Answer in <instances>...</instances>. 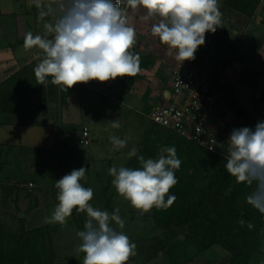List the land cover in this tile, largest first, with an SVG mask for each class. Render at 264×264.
Segmentation results:
<instances>
[{
	"label": "rangeland",
	"instance_id": "374dc122",
	"mask_svg": "<svg viewBox=\"0 0 264 264\" xmlns=\"http://www.w3.org/2000/svg\"><path fill=\"white\" fill-rule=\"evenodd\" d=\"M9 1L0 0V19L7 33L6 38H0V47L5 45L13 47L17 44L16 23L13 16L7 15L6 9L3 8L5 4L9 5ZM219 7L222 12V26L218 27L215 33L205 34V44L199 46L195 53V59L187 60L188 67L184 68L196 69L206 78L209 77L214 87L215 84H221L231 91L233 99L237 100L239 104V109L244 111L241 116L239 110L230 108L228 103H226L227 106H219V113L222 110L224 113L223 118H220L224 131L221 140L217 139L216 147L218 145V153L227 155L228 138L234 128L245 126L254 128L259 120H264V75L261 73L258 76L256 87L246 83L242 77V72L245 70L249 77H253L254 73L259 72L262 67L264 71V0H219ZM28 9L33 10V7ZM134 12L145 16L146 9L138 6L134 8ZM153 23H155L153 17L146 21L142 18L137 19L138 29L135 28V30L137 29L136 34L139 37H144L142 40L146 44L143 47H146L145 51H154L156 54L154 57L156 65L153 66V72L157 71V74L163 76L172 69L175 51L172 50L170 54L167 46L162 45L159 39L151 34ZM11 38L13 39L10 42H6ZM34 47L37 46L28 48L29 52ZM228 59L231 61L223 67L224 69L220 68L214 74L215 65L218 63L221 65ZM175 65L178 66L179 62L176 61ZM16 80L18 79L14 76L7 83ZM151 86L155 92L160 89L154 82L151 83ZM105 88L107 89V86ZM142 90H133L132 93L135 96L130 94L133 98H123L122 104L116 103L114 100L116 108L112 104H106L102 110H97L96 121L102 130L101 132L96 130L95 141L87 147V150L100 154L94 157L92 163L83 161L79 156L86 148V145L78 140L79 135L65 136V133H68L66 132L67 125H62V114L59 113V110L62 111L65 108L63 103L59 105L48 102L47 114L46 112L33 113L32 108L25 112L20 108L22 112H14L11 111L12 107L8 103L6 112L0 111V118L9 117L15 120L23 115L24 119L32 120L31 123L34 121L35 123L50 122L52 119L55 123L54 127L48 130V134L46 129L43 133L38 127L25 129V126L6 128L2 131V133H9L10 136L6 138L15 142L12 146L8 144V148L0 152V237L6 240L3 247L7 249L8 254H12L11 252L15 248V238L22 234L19 218H23L27 229L38 228L40 225L48 226L42 233L44 235L43 245L39 246L37 251L29 250L33 257L41 258V264H84L85 253L79 250L81 240L77 236V232L84 230V224L88 218L86 212L72 213L66 218L65 224L46 223L45 218L49 217L54 210L55 198L59 191L55 187L56 180L73 169L85 167V178L80 182L84 187H92L94 190L93 198L89 203L94 208L107 210L109 213L118 208L119 215L125 221V226L120 229L113 222V227L118 231L125 232L136 245L135 255L130 256L125 264H231L230 253L217 244H210L204 236L205 228L201 220L190 216L188 214L190 212L187 210L174 212L173 216L166 220V224L160 226L158 219L153 216L155 206H153L151 214H141L142 210L135 209L113 187V177L108 174V169L113 166L128 167L130 162L128 152L136 147V140L139 143L142 142L149 125L145 120L147 118L135 111L136 108L142 107L139 99L143 94ZM28 91L30 95L32 93V96L37 94V98L41 97L39 88L33 87ZM89 93L97 95L92 90ZM218 93L222 95L221 91ZM11 98H19V102L23 101L17 93H14ZM40 104L43 106L44 102L41 101ZM88 106L90 107V105ZM40 110L44 112V108ZM91 111H94L93 107H91ZM113 120L118 121L120 127H113ZM80 125L81 122L77 121L73 127H80ZM216 127L217 125H215ZM111 129L120 139H122L120 136H125L123 131L129 133V137L126 139V148L118 156L112 155L113 151L109 147L111 137H113L108 135V131ZM166 133L169 131L164 132L165 135H167ZM165 135L158 140L159 143L163 139V144H170L172 137ZM155 137H158V134ZM174 142H176V137H174ZM225 144L228 145L226 152ZM164 147L166 145L159 146V150ZM177 156L182 163L191 164L189 153L188 155L177 153ZM211 169L215 170L216 174L220 171L213 167ZM226 173L228 174L227 171ZM182 179L185 180V178ZM41 181H44L45 185ZM106 183L109 190H105ZM177 185L178 183L169 190V194L176 196L174 204L183 195L180 194V189L184 190L183 186H179L176 195ZM253 185L244 182L243 187L245 188H242L241 192L238 184L234 203H239L238 206L241 209L247 203V195L254 190L250 188ZM167 195H165V200H167ZM250 207L253 208V214H257L263 219L264 224V214H261L252 205ZM246 209L248 214V207ZM75 210L73 209V211ZM164 213L166 214V212ZM8 240L12 242H8Z\"/></svg>",
	"mask_w": 264,
	"mask_h": 264
},
{
	"label": "clouds",
	"instance_id": "9594fccd",
	"mask_svg": "<svg viewBox=\"0 0 264 264\" xmlns=\"http://www.w3.org/2000/svg\"><path fill=\"white\" fill-rule=\"evenodd\" d=\"M114 2L115 0H57L56 7L52 10L53 12L57 8L58 3L56 15L54 18L51 16L54 22L45 25L47 32L43 35L34 36L31 32L25 35V48L38 46L44 52V58L33 69L41 84L50 76L53 84L67 90L76 83L91 80L104 82L118 76H135L140 72L139 55L129 51L136 40V30L126 19L129 6H142L146 9L144 19L159 17L158 22L151 26V34L162 45L167 46L170 54L172 50L175 51L174 59L180 64L186 60H194L199 46L205 44V34L215 33L222 26L219 0H124L123 8L117 6L119 0ZM45 14L41 12V16ZM176 71L192 72L194 80L199 83L196 91L200 92V86H205L217 96L220 107L227 106L209 77L208 80L196 69L175 68L171 86ZM165 99L164 95L153 106L164 103ZM223 114V110L219 113L218 108V113L210 118L212 124L219 129L218 140H221L223 132L219 128L222 127L220 118ZM113 127H120L119 122L113 120ZM196 131L199 133L200 128L197 127ZM228 141L225 170L238 183L252 185L255 182L256 186L246 200L264 214V120H259L254 128H234ZM111 143L114 150H119L126 146L127 140L113 136ZM208 150L212 151L211 146ZM138 151L133 147L128 156L136 157L140 167L113 166L108 169V174L113 177L112 185L135 209L142 212H148L153 206L166 209L176 199L174 194H169V190L178 183L175 171L182 163L176 148L166 146L160 150L159 156L147 159L138 155ZM214 151H218V145ZM85 174L86 168L80 167L56 180L59 203L51 215L45 218V222L65 224L73 209L86 212L88 218L84 230L77 232L81 240L79 250L85 253L84 264H125L130 256L135 255L136 245L125 232L113 227V222L120 229L125 226L118 208L109 213L107 210L94 208L89 203L94 190L81 184ZM239 223L243 225L244 220L241 219ZM248 227L252 228L253 225L249 223Z\"/></svg>",
	"mask_w": 264,
	"mask_h": 264
},
{
	"label": "crops",
	"instance_id": "0c3cea01",
	"mask_svg": "<svg viewBox=\"0 0 264 264\" xmlns=\"http://www.w3.org/2000/svg\"><path fill=\"white\" fill-rule=\"evenodd\" d=\"M56 2L57 0H20V1L10 0L9 5L5 4V6H3V8L6 9V14L12 15L16 23L17 44H15V46L13 47L11 45H5L4 47H0V106L2 104H6L7 102L12 107L11 111L22 112L20 111V108H22L23 112H25V111H30L29 109L32 108L33 113L37 114V113L46 112L48 102L58 103L59 105L63 103L65 108L62 111L59 110V113L62 114V125H67L66 132L68 133H65V136L79 135L78 140H80L83 136V129L87 127L90 130L91 142L90 144L86 145V148L82 150V152L80 153L81 155L79 156L83 161L92 163L94 161V157L100 154L87 150V147L91 145V143H94L95 141L96 130H100V132L102 130L100 128L99 123L96 121L97 119L96 117L98 116L97 110H102L106 104H112L113 107L116 108L115 102L122 104L123 98L126 99L127 97L133 98L130 96V94L134 95V93H132L133 90L143 89L142 90L143 94L141 98H139L141 100L140 103L142 104V107L138 109L136 108L135 111L138 114H141L142 116L146 117L147 119L145 120H147L149 124L152 123L154 127L160 128L159 125L154 124L153 121H150L151 120L150 113L149 115H145L144 111L148 105L151 107L156 101L162 100V97H164V95L168 93V86L171 81L173 70L175 68L185 67V63L187 62V60L184 61L182 64H180L179 62L178 66L175 65L176 64V60H175L172 63V69L170 70V72L168 74H163V76H161L159 73L157 74V71L153 72V66L156 65L155 62L156 60L154 58L155 65L153 64V65H149L148 67L146 66L142 68L140 67L141 68L140 72H138L135 76H133L135 77V79H133L134 81L130 86L127 85V82L122 80L123 79L127 80V77H132V76H118L115 79H110L104 82L98 80H91L85 83L76 84L77 86L73 85L72 86L73 88L71 87L72 89L68 88L67 90H63L60 85L53 84L51 82L52 78L50 76L47 77L41 84V82L38 81L37 78L35 77L33 69L44 58V52L38 46L32 48L31 52H29L28 48H25L24 46L25 43L24 38L25 35L29 32H31L34 36L43 35L47 32L45 25L54 22V20L51 18V12L56 7ZM31 6L33 7V10L28 9ZM41 12H44L46 14L41 16ZM140 18L144 19V16L134 12V8L129 6V12L128 14H126L127 23L130 26L138 29L137 19ZM158 20L159 17H153V21L155 23L158 22ZM0 26H1L0 38L2 37L6 38L7 33L4 26L2 25L1 19H0ZM12 39L13 38L7 40L6 42H10ZM142 39H144V37H139L138 34H136L135 43L133 44L132 48L129 49V51H131L133 54L139 55L140 65L142 61L141 56L143 55H152L153 57L156 56L154 51L151 52L145 51L146 47L145 48L143 47L146 46V44L143 43ZM186 66L188 67L187 63ZM14 76L18 80H16L15 82L7 83V81L12 79V77ZM153 82L160 87V89L157 90V92H155L153 90V87L151 86V83ZM106 86L107 89L105 88ZM33 87L39 88L41 90L40 98H37L38 97L37 94L32 96L31 93L30 95V92L28 90ZM147 89L151 90V92H149L148 94H147ZM90 90H92V92L96 93L97 95L90 94L89 93ZM14 93H17L20 96L21 100L23 101L19 102V98H14V99L11 98ZM98 96H102V97L99 98ZM109 99H111V101H109ZM41 101L44 102L43 106L40 104ZM58 104H57V108H58ZM88 105H90V107ZM127 106L130 107V105L128 104ZM91 107L94 108V111H91ZM43 108H44V112L40 110ZM55 109H56V105H55ZM0 111L6 112V109L4 110L0 107ZM23 117L24 116L22 115L20 117L15 118V120L9 117L0 118V136H1L0 152L1 150L8 148V144L12 146L15 143L12 142L11 139L6 138L9 137L10 134L2 133L3 129L18 128L22 126H25L26 127L25 129L38 127L40 128V130L43 131V133L47 131L48 134V130L53 128L54 127L53 125L55 124L53 119L50 122L44 121V123L43 122L35 123L34 121L33 123H31L32 120L24 119ZM77 121L81 122L80 127H75V126L73 127V125ZM44 129L46 130L44 131ZM122 133L125 136H120V137L122 139H128L129 133L127 131H123ZM115 134L116 132L112 129L108 131V135L115 136ZM138 143L139 141L136 140L135 141L136 148L138 147L137 146ZM109 147L110 150L113 151L112 155L115 156H118L119 154L124 152V148H126L124 147L119 150H114L113 148H111V146ZM83 157H86L87 160L84 159ZM88 159L90 161H88ZM40 178L43 177L40 176ZM41 183L45 185L44 181H41ZM107 186L108 184L106 183L105 190H109ZM58 203L59 202L57 198H55V203L53 207H55Z\"/></svg>",
	"mask_w": 264,
	"mask_h": 264
},
{
	"label": "trees",
	"instance_id": "16d2710c",
	"mask_svg": "<svg viewBox=\"0 0 264 264\" xmlns=\"http://www.w3.org/2000/svg\"><path fill=\"white\" fill-rule=\"evenodd\" d=\"M141 60L143 61H141V68L154 64V57L152 55H143L141 56ZM229 61H231V59H228L221 65L219 63L215 65L213 70L214 74L217 73L220 68L224 69L223 67H225ZM261 73L264 75L263 67L259 72L254 73L253 77H249L247 70H245L242 72V77L246 83L256 87L258 85L257 78ZM133 79H135V77L132 76L127 77L128 81L125 79L122 81L127 82V85L130 86L134 81ZM76 84L74 85L77 86ZM215 87L221 91V97L228 103V106L236 111L239 110L238 112L242 116L244 111L239 109V104L237 100L233 99L232 92L224 88L221 84H215ZM168 90L173 93L172 100L176 99V94L171 84H169ZM149 92H151V90L147 89V94ZM0 107L7 110V102ZM152 108L153 105L151 107L148 105L144 114L149 115ZM150 121L153 120L151 119ZM153 123L156 124L154 121ZM147 124L149 123L147 122ZM219 128L221 132L224 131V128ZM167 130L169 133L165 135L164 132H167ZM156 134H158V137H155ZM164 135L166 137H172L170 144H163V139L159 143L158 140L164 137ZM174 137H176V142H174ZM141 141L142 142H140L137 147L139 150L138 155H143L146 159L159 156V146L162 145L175 146L176 153L180 155H188L189 153L191 157V164L188 162V165H186V163H181L180 168L175 171L178 180L176 195L178 187L183 186L184 190L180 189V194H183L182 197L178 198L175 204L172 203V205L166 209L153 208V216L158 219V225L162 226L168 218L170 219L173 216L174 212L187 210L190 212L188 213L190 216L201 220L205 228L204 236L209 243L217 244L230 253L231 264H264V256H262V254H264L263 219L257 214H253V208L250 207V204L246 203V201L244 202V205L245 203L246 205L242 209L238 206L239 203H234V196L237 194L238 184L240 185L241 192L242 188L245 187H243V183H238L234 176L231 174L228 176L229 173H226L224 168L226 163L224 157H226V155L208 150L201 144L187 137L177 135L172 130L163 127H160V130H158V127H154L152 123L148 125L146 134ZM227 146L226 144L224 146L225 152L227 151ZM140 166L137 158L131 157L128 167L138 168ZM212 167L220 171L216 174V171L211 169ZM182 178H185V180L183 181ZM181 181L183 182L181 183ZM255 186L256 185L251 186V190H253ZM247 207L249 210L248 214L246 212ZM76 212V210L73 211V213ZM164 212H166V214ZM160 218L163 219L159 220ZM241 219L246 221L245 225L239 223ZM19 221L21 222L22 234L15 238L16 243H14L15 248L11 252L12 254L6 252L7 249L3 247L6 240L0 237V264H41V258L33 257L29 250L37 251L39 246L41 247V245H43L42 240L44 235H42V233H44L48 226L40 225L38 228L34 227L27 229L24 225L25 220L19 218ZM249 223L253 225L252 228L248 227ZM8 242L12 241L8 240ZM256 253L259 255L257 256Z\"/></svg>",
	"mask_w": 264,
	"mask_h": 264
},
{
	"label": "built area",
	"instance_id": "2783aa9c",
	"mask_svg": "<svg viewBox=\"0 0 264 264\" xmlns=\"http://www.w3.org/2000/svg\"><path fill=\"white\" fill-rule=\"evenodd\" d=\"M124 5V0H119L117 6L123 8ZM57 9L58 3L57 8L51 13L52 18L56 15ZM186 73L175 72L173 88L176 99L172 100L173 93L170 91L165 94L166 101L153 106L151 118L160 126L171 129L207 149L211 146L214 151L219 129L215 128L210 118L218 113L219 99L205 86H200V92L196 91L199 83L194 80L192 72ZM197 127L200 128L199 133L196 131ZM81 142L86 145L91 142L87 127L83 130Z\"/></svg>",
	"mask_w": 264,
	"mask_h": 264
},
{
	"label": "water",
	"instance_id": "95a60500",
	"mask_svg": "<svg viewBox=\"0 0 264 264\" xmlns=\"http://www.w3.org/2000/svg\"><path fill=\"white\" fill-rule=\"evenodd\" d=\"M110 146H111V148H113L112 147V143L110 142ZM84 159H86L87 160V158L86 157H83ZM88 161H90L89 159H88ZM152 213V209L151 210H149L148 212H142L141 214H151Z\"/></svg>",
	"mask_w": 264,
	"mask_h": 264
}]
</instances>
